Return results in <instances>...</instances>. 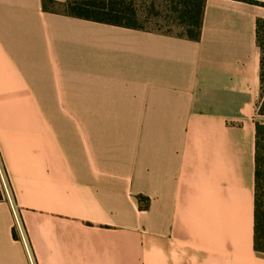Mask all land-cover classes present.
<instances>
[{"label": "crops", "instance_id": "1", "mask_svg": "<svg viewBox=\"0 0 264 264\" xmlns=\"http://www.w3.org/2000/svg\"><path fill=\"white\" fill-rule=\"evenodd\" d=\"M262 3L190 40L0 0V264H264Z\"/></svg>", "mask_w": 264, "mask_h": 264}, {"label": "trees", "instance_id": "2", "mask_svg": "<svg viewBox=\"0 0 264 264\" xmlns=\"http://www.w3.org/2000/svg\"><path fill=\"white\" fill-rule=\"evenodd\" d=\"M61 6L49 8L47 3ZM264 5V3H262ZM206 0H43V9L48 12L87 19L95 22L123 26L127 28L153 31L174 35L190 40H199L202 33ZM147 11V19H162L180 29L177 34L147 28L141 17ZM257 42L261 49L260 88L258 109L264 114V18L257 20ZM256 198L255 234L256 250L264 252V124H256ZM4 197L0 193V200ZM141 208H147V198L139 195Z\"/></svg>", "mask_w": 264, "mask_h": 264}, {"label": "rangeland", "instance_id": "3", "mask_svg": "<svg viewBox=\"0 0 264 264\" xmlns=\"http://www.w3.org/2000/svg\"><path fill=\"white\" fill-rule=\"evenodd\" d=\"M57 1L63 2L65 0H57ZM143 1L144 0H138V2L140 4H143ZM47 5L49 8L61 9V6L54 5L50 2L47 3ZM147 18H148L147 17V11L144 10L143 15H142L140 20H142V23H144L147 26V28L156 29V30L158 29V30L164 31V32L165 31H171V33H173V34H177L180 32V29L177 26L170 25L162 19H160L157 22V20L154 18H151L150 20ZM0 193L3 197H6V198L12 197V190H11L9 180L7 178V175H6V172H5V169H4V166L2 164L1 159H0Z\"/></svg>", "mask_w": 264, "mask_h": 264}]
</instances>
